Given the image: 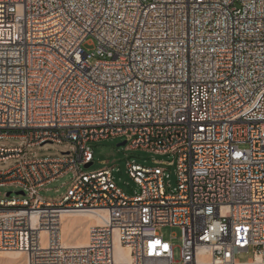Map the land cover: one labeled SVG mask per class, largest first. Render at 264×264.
<instances>
[{
    "label": "built area",
    "instance_id": "obj_1",
    "mask_svg": "<svg viewBox=\"0 0 264 264\" xmlns=\"http://www.w3.org/2000/svg\"><path fill=\"white\" fill-rule=\"evenodd\" d=\"M115 137L170 159L128 160V194L117 165L86 167L90 142ZM1 140L20 144L0 143V161L19 159L0 170L18 189L0 198V252L127 264L119 244L130 264H264V0H0ZM47 142L72 146L27 157ZM70 174L61 198L40 195ZM73 212L101 220L84 247L63 242Z\"/></svg>",
    "mask_w": 264,
    "mask_h": 264
},
{
    "label": "rangeland",
    "instance_id": "obj_2",
    "mask_svg": "<svg viewBox=\"0 0 264 264\" xmlns=\"http://www.w3.org/2000/svg\"><path fill=\"white\" fill-rule=\"evenodd\" d=\"M94 61V60H93ZM124 141L123 137H115L109 139H102L99 141L90 142L91 147L94 150V163L88 168V170L95 171L106 166L117 165L120 168V172L116 173L118 185L128 194L133 193L137 188L135 182L127 173L126 162L128 160H135L136 163L145 166L156 165L153 161V157L157 160L167 161L170 158L167 155H155L143 150H127L125 145L119 146ZM0 143H4L6 146L15 147L20 144L19 140H1ZM72 144L68 145L65 143H52L47 142L43 145L32 147L28 149L29 158H43V157H60L63 152L71 149ZM19 162V159H12L8 162L0 161V170H5L12 167L14 164ZM165 166V165H162ZM170 179L175 184L176 172L175 167L170 168ZM72 180V175H66L59 181H56L48 185L49 189L40 191V195L45 199L57 200L61 198L67 191L68 186ZM13 191L12 196L16 195L18 189L14 187H0V198H5L7 192ZM160 233L163 234L165 239L171 240L176 246L175 256L179 259L180 256V245L182 230L179 226L166 225L160 228ZM252 257V253L246 254L241 257L242 260H247Z\"/></svg>",
    "mask_w": 264,
    "mask_h": 264
},
{
    "label": "bare ground",
    "instance_id": "obj_3",
    "mask_svg": "<svg viewBox=\"0 0 264 264\" xmlns=\"http://www.w3.org/2000/svg\"><path fill=\"white\" fill-rule=\"evenodd\" d=\"M62 218V238L67 246H86L89 227L101 223L100 218L90 212L68 213ZM115 255L118 263L130 264L132 261L129 250L119 244ZM0 264H27V257L23 252H0Z\"/></svg>",
    "mask_w": 264,
    "mask_h": 264
},
{
    "label": "water",
    "instance_id": "obj_4",
    "mask_svg": "<svg viewBox=\"0 0 264 264\" xmlns=\"http://www.w3.org/2000/svg\"><path fill=\"white\" fill-rule=\"evenodd\" d=\"M124 145H126V141H123V142H121V143L119 144V146H124ZM63 153H69V152L66 151V152H63ZM92 164H93V163H89V164L86 165V167L89 168ZM19 193L23 194V192H19Z\"/></svg>",
    "mask_w": 264,
    "mask_h": 264
}]
</instances>
